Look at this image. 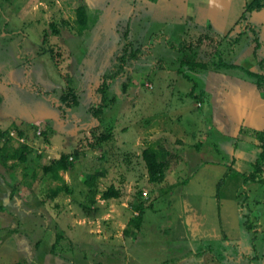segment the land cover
<instances>
[{
    "label": "rangeland",
    "instance_id": "rangeland-1",
    "mask_svg": "<svg viewBox=\"0 0 264 264\" xmlns=\"http://www.w3.org/2000/svg\"><path fill=\"white\" fill-rule=\"evenodd\" d=\"M82 1L87 26L78 0H0V147L28 152L25 163L0 162V264H264V126L235 113L264 110V86L212 66L235 62L264 78V9ZM236 78L254 89L228 113ZM147 148L171 153L158 184ZM62 156L72 166L56 181L44 169ZM110 187L121 197L103 199Z\"/></svg>",
    "mask_w": 264,
    "mask_h": 264
},
{
    "label": "trees",
    "instance_id": "trees-1",
    "mask_svg": "<svg viewBox=\"0 0 264 264\" xmlns=\"http://www.w3.org/2000/svg\"><path fill=\"white\" fill-rule=\"evenodd\" d=\"M75 12L77 16V23L80 26H87L88 25V15L86 6L84 5L82 0H78V4L75 5ZM246 12H254V11H260L264 9V0H253L250 4H247L245 7ZM245 13L243 17L245 16ZM206 38L209 37L206 35ZM202 45L201 38L197 41L196 45L194 46L193 42H188V44L183 43L181 46V51H194L196 49H199ZM182 65H186L189 67L191 71L196 70H209V66L206 63L203 62H195L191 60H181ZM213 69L216 72H222L226 70L225 72H228L227 70L231 71L232 74H235L237 76L238 72L242 74H246V78H249L253 83H255L257 86H264V78L256 74L254 72H251L250 70L235 64V62L227 63L223 60H220L217 64H212ZM194 90L192 91L193 94ZM102 110L101 108L98 109V111L94 112V115L96 117H99ZM3 135H9V132L3 133ZM258 140L262 142L261 147L263 148V156L261 159H264V136L260 135ZM27 146H24V148L18 152H10L5 147H0V162L3 165H7V163L10 160L17 159L19 163H25L27 161ZM171 153L169 150L165 148H147L143 152V159L145 166L147 168V174L149 177V182L152 184H158L162 182V180L165 179V174L169 166V159H170ZM16 165L11 166L14 168ZM72 166V163L68 160V157L62 156L61 158L54 160L50 166L45 167V173L50 174L51 177L56 181H63L62 176L60 175V171H67ZM100 176V174H93L88 180L87 184L90 187L95 186L96 179ZM248 179L254 180L253 176L251 175ZM63 191V188L61 186L57 187L56 189L52 190L53 197H57L61 192ZM121 192L119 190H116L114 187H110L106 192L103 193V199H112V198H120ZM134 210L139 212V215L132 220L131 226L135 229L136 232L139 233L142 226L143 221V210L147 208L146 204L142 202V204H135L133 205ZM0 211H3V206L0 204ZM127 235H130V231L126 230L125 232ZM136 235L133 236L135 238ZM15 264H27L25 262H17Z\"/></svg>",
    "mask_w": 264,
    "mask_h": 264
},
{
    "label": "crops",
    "instance_id": "crops-1",
    "mask_svg": "<svg viewBox=\"0 0 264 264\" xmlns=\"http://www.w3.org/2000/svg\"><path fill=\"white\" fill-rule=\"evenodd\" d=\"M218 73V72H217ZM220 74H222L223 75V73H220ZM220 74H218L221 78H222V76L220 75ZM220 78V79H221ZM237 80H235L236 81V94H235V97L234 98H231L230 100H229V97L230 96H228L227 97V95H226V98H225V100L222 102V106L225 108V104L226 103H233V105L230 107V109L229 108H227L226 107V111L229 113L230 111H232L233 109H232V107H234V106H239L240 107V105L242 106V103H240L241 102V100L243 99V98H245V97H247V95H248V92L246 91H243L244 89L246 90H248L250 87L251 88H253L254 89V86L253 85H250V84H248V83H246V82H244V81H242V80H239L238 81V78H236ZM249 85V86H248ZM221 88H223L224 89V91H225V94H227V91H226V89H227V85H219ZM239 89V90H238ZM201 90V89H200ZM203 90V89H202ZM239 91V92H238ZM228 99V100H227ZM228 101V102H227ZM212 106H214V102L212 103ZM236 109V108H235ZM251 110H254V111H251V112H248L247 113V115L244 117V114L241 112V115H239L240 114V112H238L237 110H235L236 112V117L237 118H239V117H241L242 119L243 118H245V121H246V123L247 124H250V125H260V126H264V110H261V109H259V107H257V106H253V107H251ZM233 112V111H232ZM215 113L217 114V112H213V115H214V119L216 120V118H215ZM234 113V112H233ZM233 117H234V115H233ZM234 119V118H233ZM253 119V120H252ZM244 156V151H240L239 152V158L240 157H243ZM249 159V158H248Z\"/></svg>",
    "mask_w": 264,
    "mask_h": 264
}]
</instances>
